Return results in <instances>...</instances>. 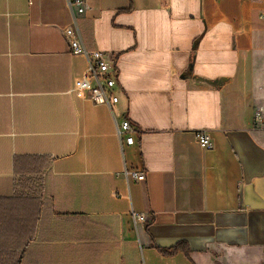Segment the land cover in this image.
Wrapping results in <instances>:
<instances>
[{"label":"crops","instance_id":"0c3cea01","mask_svg":"<svg viewBox=\"0 0 264 264\" xmlns=\"http://www.w3.org/2000/svg\"><path fill=\"white\" fill-rule=\"evenodd\" d=\"M261 15L264 0H0V258L264 264ZM69 26L115 69L111 107L69 92L89 70Z\"/></svg>","mask_w":264,"mask_h":264},{"label":"built area","instance_id":"2783aa9c","mask_svg":"<svg viewBox=\"0 0 264 264\" xmlns=\"http://www.w3.org/2000/svg\"><path fill=\"white\" fill-rule=\"evenodd\" d=\"M69 5H75L79 14H84L89 8V0H68ZM264 19V15L260 16ZM64 35L68 42L69 50L74 55H84L89 62L88 72L73 80L69 92L77 98H85L94 105H105L111 107L117 103L118 97L115 94L116 71L113 69L108 60V56L97 50L88 51L84 48L79 37L78 31L69 26L64 29ZM136 133L134 127L127 119L116 122V134L120 144L131 145L133 135ZM197 144L202 149H211L212 141L207 131H196L194 133ZM125 177H130L136 182L145 180V172L140 170H124ZM132 223L135 231L139 223L145 220L143 214L131 213Z\"/></svg>","mask_w":264,"mask_h":264},{"label":"trees","instance_id":"16d2710c","mask_svg":"<svg viewBox=\"0 0 264 264\" xmlns=\"http://www.w3.org/2000/svg\"><path fill=\"white\" fill-rule=\"evenodd\" d=\"M16 164H17V159L15 160ZM22 183V185H21ZM29 185V179L26 178V177H23L22 180L18 181L17 182V187H28ZM177 249H173L172 251L170 252H166L164 250H160L162 253L164 254H172L174 251H176ZM0 264H18V260L17 259H14V258H11V257H5V258H0Z\"/></svg>","mask_w":264,"mask_h":264}]
</instances>
